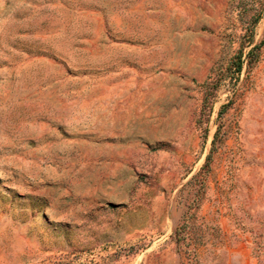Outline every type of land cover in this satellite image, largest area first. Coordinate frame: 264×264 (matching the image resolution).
Here are the masks:
<instances>
[{"label":"rangeland","instance_id":"374dc122","mask_svg":"<svg viewBox=\"0 0 264 264\" xmlns=\"http://www.w3.org/2000/svg\"><path fill=\"white\" fill-rule=\"evenodd\" d=\"M246 35L264 0H0V264H264V45L207 86Z\"/></svg>","mask_w":264,"mask_h":264},{"label":"trees","instance_id":"16d2710c","mask_svg":"<svg viewBox=\"0 0 264 264\" xmlns=\"http://www.w3.org/2000/svg\"><path fill=\"white\" fill-rule=\"evenodd\" d=\"M260 19V11H256L252 19L247 23V29L252 31L254 26H256ZM241 37H238L240 39ZM240 45V48L233 54L230 58L229 66L227 69H223L222 66H218L212 70V80L209 81L207 86L209 89H214L228 76V73H241L244 66L246 65L251 69L260 59V49L264 45V40L261 44L254 45L250 51L245 53L246 47L253 45V38L250 35H246ZM247 40V41H246ZM247 44V45H246ZM245 58V59H244ZM228 72V73H227Z\"/></svg>","mask_w":264,"mask_h":264}]
</instances>
